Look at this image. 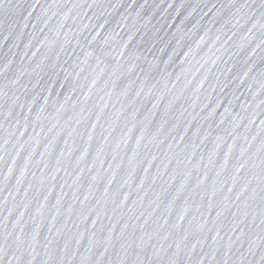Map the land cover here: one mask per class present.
<instances>
[{
  "label": "water",
  "instance_id": "1",
  "mask_svg": "<svg viewBox=\"0 0 264 264\" xmlns=\"http://www.w3.org/2000/svg\"><path fill=\"white\" fill-rule=\"evenodd\" d=\"M0 264H264V0H0Z\"/></svg>",
  "mask_w": 264,
  "mask_h": 264
}]
</instances>
